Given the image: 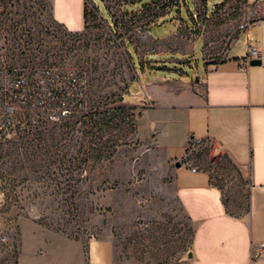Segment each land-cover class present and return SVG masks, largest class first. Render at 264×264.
<instances>
[{"label":"rangeland","instance_id":"374dc122","mask_svg":"<svg viewBox=\"0 0 264 264\" xmlns=\"http://www.w3.org/2000/svg\"><path fill=\"white\" fill-rule=\"evenodd\" d=\"M82 1L94 5L113 26L103 0ZM223 1L209 0V12ZM141 5L126 8L130 11ZM187 5L195 11L192 0ZM183 9L182 18L190 21ZM20 29L29 32L32 43L45 44L53 61L85 75L87 108L61 124H46L30 136L0 137L4 225L17 221L20 234L21 224L29 222L85 245L90 240L109 241L114 264L180 263L190 249L193 226L165 189L166 197L158 200L160 185L148 166L161 163V158L151 155V144L137 136L140 108L132 104L138 98L128 95L142 92L145 85L144 80H136L140 64L135 49L144 56L156 51L157 43L150 42V47L144 42L143 47L127 41L122 45L107 27L96 22L90 25V17L83 33L68 35L53 24L47 4L0 0V45L6 34L16 32L10 36L15 37ZM83 29L81 25L67 32ZM210 44L207 55L212 52ZM202 48L203 40L198 39L195 53L201 66ZM193 157L208 168L216 160L231 168L209 146ZM143 209L149 210L148 221L140 219ZM32 214L41 218L35 220Z\"/></svg>","mask_w":264,"mask_h":264},{"label":"crops","instance_id":"0c3cea01","mask_svg":"<svg viewBox=\"0 0 264 264\" xmlns=\"http://www.w3.org/2000/svg\"><path fill=\"white\" fill-rule=\"evenodd\" d=\"M38 1L47 4L56 27L69 33L68 28L83 25L81 32L69 34L85 31L82 0ZM258 3L259 17L252 18L250 9ZM240 6L246 12L231 25L224 24L214 8L211 13L207 8L203 20L196 7L195 11L185 8L190 23L182 18L183 9L179 15L186 27H200L194 39L185 37L178 14L171 13L147 28L157 50L141 56L135 49L140 64L136 80L145 82L142 92H128L138 98L132 104L140 108L137 136L151 144V155L161 158L148 171L156 174L160 185L159 202L166 197L165 189L193 226L188 250L192 259L186 260L185 255L178 264H264V0H242ZM250 19L253 25L239 32L240 22ZM230 32L237 37L224 51ZM198 39L203 40V66L195 53ZM209 42L223 54L207 55ZM249 45L261 51V65L243 71L239 61L246 57ZM193 140L219 148L231 168L219 160L208 168L193 157L198 172H192L183 162ZM149 217V210L143 209L141 221ZM18 264L114 261L109 241L90 240L85 245L24 222Z\"/></svg>","mask_w":264,"mask_h":264},{"label":"built area","instance_id":"2783aa9c","mask_svg":"<svg viewBox=\"0 0 264 264\" xmlns=\"http://www.w3.org/2000/svg\"><path fill=\"white\" fill-rule=\"evenodd\" d=\"M103 1L112 16L113 26L104 21L94 5L86 2L91 16L90 25L93 22L102 24L120 41L129 40L133 45L141 44L143 47L145 42L151 47L150 42L154 40L146 27L161 22L171 13L178 14L179 28L185 32V37L194 39L200 31L198 26L194 30L188 29L180 18L179 14L183 7L188 8L187 0ZM241 1L224 0L221 4L215 5L217 16L224 24L231 25L235 17H242L245 14L246 9L240 6ZM192 2L198 15L205 17L209 0ZM141 3L142 5L135 10L129 11L126 8ZM260 11L261 5L258 3L250 9L252 18L259 17ZM253 23L251 19L241 21L238 31H247ZM15 33L6 34L3 44L0 45V137L5 138L30 136L46 124H61L87 108L88 82L85 75L73 66L53 61L46 45L32 43L28 31L20 29L17 36L10 37ZM236 37V33L228 34L224 42V51L234 43ZM210 47L212 51L210 57L223 54L216 51L214 43L210 44ZM261 58V51L249 45L246 57L239 61L241 69L248 70L251 61H261ZM208 146L211 147L208 142L196 140L190 142L188 156L183 163L192 172H198L193 156L198 150ZM212 154L222 156L219 148H212ZM32 217L35 220L41 218L40 215L33 214ZM18 226L17 221L8 227L5 226L0 216V264H18L20 253Z\"/></svg>","mask_w":264,"mask_h":264},{"label":"trees","instance_id":"16d2710c","mask_svg":"<svg viewBox=\"0 0 264 264\" xmlns=\"http://www.w3.org/2000/svg\"><path fill=\"white\" fill-rule=\"evenodd\" d=\"M214 6V7H213ZM212 7L215 9V5H213ZM186 8V7H185ZM89 17H90V22H91V16H90V13L88 12V9H87V7H86V4H85V7H84V18H85V24H86V26H85V29L87 28V25H88V19H89ZM200 17V16H199ZM206 17V16H205ZM204 17V18H205ZM202 18V17H201ZM223 22V21H222ZM150 26V25H149ZM149 26H147L146 27V30H147V28L149 27ZM113 31V30H112ZM127 41H129V40H121V42H122V45L123 44H125ZM130 42V41H129Z\"/></svg>","mask_w":264,"mask_h":264},{"label":"water","instance_id":"95a60500","mask_svg":"<svg viewBox=\"0 0 264 264\" xmlns=\"http://www.w3.org/2000/svg\"><path fill=\"white\" fill-rule=\"evenodd\" d=\"M261 65V61L260 60H254V61H251L250 63V66L251 67H257V66H260ZM181 164L178 163L177 166H180ZM186 260H191L192 259V253L191 252H188L186 254Z\"/></svg>","mask_w":264,"mask_h":264}]
</instances>
